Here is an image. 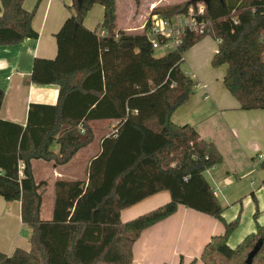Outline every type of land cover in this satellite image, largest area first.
<instances>
[{
    "label": "trees",
    "instance_id": "1",
    "mask_svg": "<svg viewBox=\"0 0 264 264\" xmlns=\"http://www.w3.org/2000/svg\"><path fill=\"white\" fill-rule=\"evenodd\" d=\"M23 1L0 0V45L37 37L31 28L35 7L26 10ZM93 4L104 8L102 35L83 25ZM197 4L203 5L197 19L205 20L204 31L186 30L159 56L144 30L117 27L114 0H74L68 7L75 13L55 33L56 56L35 57L30 74L34 84L58 86L56 104L30 103L24 126L0 119V196L20 202L21 222L31 229L29 249L0 252V264H131L140 233L178 205L212 215L224 226L203 246L202 264H246L258 240L250 264H264V225L256 222L239 244H227L239 219L222 218L204 177L222 161L218 148L189 124L171 120L196 84L181 68L184 53L205 36L216 41L211 66L225 65L222 83L239 109L264 110V0H187L154 6L148 16L169 18L189 7L197 10ZM3 97L0 89V106ZM106 119L117 123L101 137L85 179L56 180L51 218L41 219L43 182L35 181L31 161L65 164L92 141L90 122ZM160 191L169 193L167 202L121 221L122 209Z\"/></svg>",
    "mask_w": 264,
    "mask_h": 264
},
{
    "label": "crops",
    "instance_id": "2",
    "mask_svg": "<svg viewBox=\"0 0 264 264\" xmlns=\"http://www.w3.org/2000/svg\"><path fill=\"white\" fill-rule=\"evenodd\" d=\"M114 1L117 27L132 32V25L139 24L142 27L145 24L154 6L187 0H140L137 12L132 7L134 4L131 5L129 20L123 27L117 23L118 0ZM73 2L74 0L23 1L22 6L26 10L35 7L31 28L37 33V37L24 38L16 44L0 45V89L4 92L0 119L24 126L30 103L56 104L58 86L34 84L30 82V74L35 57L53 59L56 56L55 33L70 15L68 7ZM103 15V6L93 4L83 18V25L102 35L105 33L100 26ZM216 49L217 45L201 40L186 51L194 69L192 78L196 84L188 101L173 112L171 120L189 124L202 139L212 141L221 153V163L208 168L204 177L223 208L222 218L227 222L239 219L238 226L227 240L230 247H235L246 235L254 232L256 222L264 225V169L259 168L264 156L258 158L261 155L258 153L264 152V110L239 109L237 100L222 83L225 65H221L223 69L220 71L210 67L211 56ZM189 50L201 55L203 61L190 58L193 53ZM116 123L117 120L113 119L90 122L93 139L95 131H99L101 136L99 146L88 151L87 155L83 152L88 150L93 139L65 164L55 165L53 161L41 159L31 161L35 181L43 182L40 189L43 193H53L50 215L54 182L58 179H85L90 159L100 150L101 137L113 131ZM54 144L56 148L53 151L56 153L59 146L57 142L52 146ZM166 200H169L167 191L152 194L122 209L120 219L127 221L164 204ZM42 206L43 194L40 211ZM256 210L257 217L254 220ZM25 227L27 226L21 222L20 202L6 201L0 196L1 253L10 255L16 248L29 249L31 229L26 233ZM223 231L224 226L216 217L178 205L171 215L140 233L132 245L131 264H189L192 261L193 264H202L200 253L203 246L212 236L220 235Z\"/></svg>",
    "mask_w": 264,
    "mask_h": 264
},
{
    "label": "built area",
    "instance_id": "3",
    "mask_svg": "<svg viewBox=\"0 0 264 264\" xmlns=\"http://www.w3.org/2000/svg\"><path fill=\"white\" fill-rule=\"evenodd\" d=\"M203 5L199 4L197 10L189 7L186 13L177 14L172 17H163L159 14L149 15L145 24L141 27L149 40L153 49L168 47L169 43L173 45L179 42V37L186 30L203 32L205 28V20L197 19L198 15H202ZM164 39V43L160 44L158 39ZM258 158H263L258 155Z\"/></svg>",
    "mask_w": 264,
    "mask_h": 264
},
{
    "label": "rangeland",
    "instance_id": "4",
    "mask_svg": "<svg viewBox=\"0 0 264 264\" xmlns=\"http://www.w3.org/2000/svg\"><path fill=\"white\" fill-rule=\"evenodd\" d=\"M139 1L140 0H137V3H136V0H118V7H117V23L119 24V26L123 27L124 25L127 24L128 20H129V12H130V8H131V5H133L132 7H134V9L136 10V12L138 11L137 7H138V4H139ZM199 4H197L196 7H198ZM193 8V7H192ZM71 10V13H75V10L74 8H70ZM70 13V14H71ZM136 19V17H135ZM139 24H134L132 25V28H133V31L132 32H138V31H142V28L140 27ZM141 29V30H140ZM203 42L204 41H207L209 42L210 44L212 45H216V41L211 37V36H205L203 39H201ZM200 40V41H201ZM173 44L172 43H169V46L168 47H164V48H157V49H154L153 50V54L155 56H159V55H162L163 53L165 52H168L169 50H171L173 48ZM188 51V49L186 50ZM192 52V50H189ZM186 53V52H185ZM188 55L187 53L185 54V61L181 64V68L189 75L192 77V74L194 72V69L192 67V64H191V60L187 58ZM194 55V56H193ZM193 55L189 56L190 58H193L195 57L196 60L198 61H203V57H200L201 55H199L198 53H193ZM210 67H212L213 69H215V71H220L221 69V65L220 66H216V67H213L211 66V63H210ZM211 68V69H212ZM217 69V70H216ZM178 124H181V122H178ZM94 139L93 141L91 142L90 146L87 148L88 150H85L83 153L84 155H87L88 151H93L94 149H96L97 146H99L98 144V141L100 139V136H101V133H99V131H95L94 133ZM56 148V144H54L52 146V150H55ZM258 154H261L262 156H264V152H259ZM259 168H261V165H259ZM261 169H264L261 168ZM52 192L50 191H44L43 193V206H42V209L40 211V218L43 219V220H46L47 218H50L49 216H51V207H50V202H51V197H52ZM167 201V200H166ZM165 201V202H166ZM26 233L29 231V227H25V230H24Z\"/></svg>",
    "mask_w": 264,
    "mask_h": 264
},
{
    "label": "water",
    "instance_id": "5",
    "mask_svg": "<svg viewBox=\"0 0 264 264\" xmlns=\"http://www.w3.org/2000/svg\"><path fill=\"white\" fill-rule=\"evenodd\" d=\"M262 241L258 240L252 247V249L248 252L246 259H245V263L246 264H250L252 262V259L254 257V255L257 253V251L259 250L260 246H261Z\"/></svg>",
    "mask_w": 264,
    "mask_h": 264
}]
</instances>
